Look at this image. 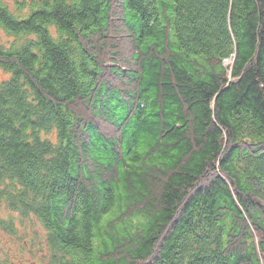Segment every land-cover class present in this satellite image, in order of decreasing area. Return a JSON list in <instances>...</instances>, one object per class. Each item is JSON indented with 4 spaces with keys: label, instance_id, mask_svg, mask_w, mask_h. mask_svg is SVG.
I'll use <instances>...</instances> for the list:
<instances>
[{
    "label": "trees",
    "instance_id": "obj_1",
    "mask_svg": "<svg viewBox=\"0 0 264 264\" xmlns=\"http://www.w3.org/2000/svg\"><path fill=\"white\" fill-rule=\"evenodd\" d=\"M0 35V231L36 223L44 264H264V0H0Z\"/></svg>",
    "mask_w": 264,
    "mask_h": 264
},
{
    "label": "rangeland",
    "instance_id": "obj_2",
    "mask_svg": "<svg viewBox=\"0 0 264 264\" xmlns=\"http://www.w3.org/2000/svg\"><path fill=\"white\" fill-rule=\"evenodd\" d=\"M8 214L7 209L1 206L0 217L5 218ZM14 226L17 229L15 238L0 231V264H44L40 227L34 222L24 228L16 222Z\"/></svg>",
    "mask_w": 264,
    "mask_h": 264
}]
</instances>
